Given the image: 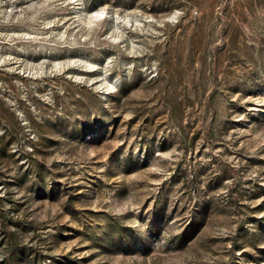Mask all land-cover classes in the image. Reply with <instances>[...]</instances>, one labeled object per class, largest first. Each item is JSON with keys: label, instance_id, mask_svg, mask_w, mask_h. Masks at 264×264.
<instances>
[{"label": "rangeland", "instance_id": "rangeland-1", "mask_svg": "<svg viewBox=\"0 0 264 264\" xmlns=\"http://www.w3.org/2000/svg\"><path fill=\"white\" fill-rule=\"evenodd\" d=\"M0 264H264V0H0Z\"/></svg>", "mask_w": 264, "mask_h": 264}]
</instances>
